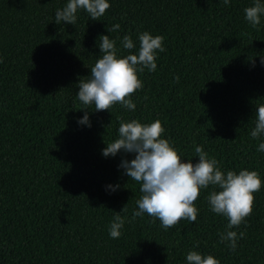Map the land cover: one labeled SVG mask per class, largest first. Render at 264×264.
I'll list each match as a JSON object with an SVG mask.
<instances>
[{"label": "trees", "instance_id": "1", "mask_svg": "<svg viewBox=\"0 0 264 264\" xmlns=\"http://www.w3.org/2000/svg\"><path fill=\"white\" fill-rule=\"evenodd\" d=\"M67 3L0 0V264H187L193 250L220 264H264V184L231 229L245 233L232 251L219 235L229 221L207 200L218 188L201 190L195 222L165 230L147 213L132 219L141 185L119 165L134 154H102L121 120L159 119L182 159L196 162L202 145L225 174L247 169L264 181V135H250L264 103V15L253 28L244 11L254 0H109L99 20L78 9L75 25L55 23ZM145 31L166 50L154 72L139 73L136 109L83 105L77 85L100 58L99 37L116 40L123 57ZM125 35L134 49L122 47ZM85 111L91 127L78 123ZM116 212L126 219L113 239Z\"/></svg>", "mask_w": 264, "mask_h": 264}, {"label": "clouds", "instance_id": "2", "mask_svg": "<svg viewBox=\"0 0 264 264\" xmlns=\"http://www.w3.org/2000/svg\"><path fill=\"white\" fill-rule=\"evenodd\" d=\"M223 3L227 5L230 0H223ZM110 7L109 0H68L63 9L56 11L55 23L75 25L78 9H84L92 20H99ZM244 11L246 20L255 28L260 25L264 15V3L254 0V5ZM119 29L120 25L115 24L107 31L110 33ZM139 41L140 47L136 54L121 57L116 40L110 39L109 35L99 37L100 58L91 67L90 75L80 79L77 85V97L83 105H94L95 111L110 110L117 103L128 110L136 109L131 96L143 87L139 73L145 69L154 72L157 68V50H166L161 35L153 36L145 31L139 34ZM122 47L126 50L136 47L131 36L123 37ZM176 79L179 80V77ZM78 123L91 127L87 111ZM164 133L159 119L147 124L136 119L130 122L121 120L118 138L106 143L107 147L102 150L104 157H115L121 151L134 154L133 159L125 158L119 165L130 180L141 185L142 195L136 201L138 210L133 212L132 219L147 213L154 220L158 219L165 230L175 227L182 219L195 222L198 216L195 202L202 189L213 186L219 190L211 191L207 197L210 210L229 221L228 230L219 234L220 240L230 242V249L235 251L238 239L243 238L245 233L240 232L238 235L231 229L239 227L252 214L254 194L264 184L260 173L244 169L238 174L233 170L225 174L219 162L215 157H210L202 145L195 147L198 156L196 162L184 160L172 142L164 138ZM250 135L253 139H260L264 135V103L256 105L255 126ZM258 151L264 152V142L259 144ZM108 187L115 191L119 185ZM126 211L127 205L121 212ZM125 219L120 212H116L109 228L111 238H119ZM186 260L187 264H220L214 256L202 255L195 250L187 254Z\"/></svg>", "mask_w": 264, "mask_h": 264}]
</instances>
